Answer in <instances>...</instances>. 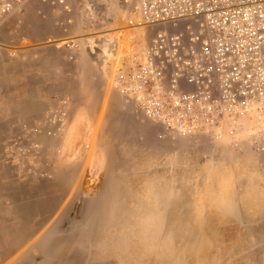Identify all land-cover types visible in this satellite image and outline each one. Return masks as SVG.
Returning a JSON list of instances; mask_svg holds the SVG:
<instances>
[{"label":"rangeland","instance_id":"rangeland-1","mask_svg":"<svg viewBox=\"0 0 264 264\" xmlns=\"http://www.w3.org/2000/svg\"><path fill=\"white\" fill-rule=\"evenodd\" d=\"M63 3L57 15L68 13L71 30L52 38L84 54L89 45L94 64L66 96L56 181L14 182L0 168V264H264V157L248 132L230 140L224 123L181 127L153 115L163 94L135 91L130 78L153 38L128 27L134 0ZM40 144L3 143L2 159L16 166V153ZM53 185L65 194L54 216L59 198L30 200ZM78 201L81 220L80 208L70 217Z\"/></svg>","mask_w":264,"mask_h":264},{"label":"built area","instance_id":"built-area-1","mask_svg":"<svg viewBox=\"0 0 264 264\" xmlns=\"http://www.w3.org/2000/svg\"><path fill=\"white\" fill-rule=\"evenodd\" d=\"M23 1L0 0V17ZM126 23L153 35L130 75L135 91L163 94L153 115L181 127L224 123L230 140L246 131L264 157V0H134ZM54 119L49 135L61 130Z\"/></svg>","mask_w":264,"mask_h":264},{"label":"crops","instance_id":"crops-1","mask_svg":"<svg viewBox=\"0 0 264 264\" xmlns=\"http://www.w3.org/2000/svg\"><path fill=\"white\" fill-rule=\"evenodd\" d=\"M63 4L57 0H25L0 22V147L3 143L28 138L42 143L38 147L29 146L22 153L15 151L16 166L3 161L0 150V168L8 169L14 182L23 178L35 185L42 178L52 183L56 181V166L69 131L64 120L68 110L66 96L73 90V85L74 88L79 86L83 72L80 70L94 64L88 56L89 45H84V54L81 49H76L79 43L66 38L56 43L52 38L57 30L64 37L71 30L68 13L61 10L57 15L55 6L62 9ZM26 35H30L28 39L32 45L29 48L21 46ZM57 116L61 118V130L49 135L47 132L58 125L54 123ZM47 143L52 144L50 149L45 148ZM4 153L11 154L9 151ZM38 153L40 155H36ZM36 158L40 160L35 163ZM55 186L52 193L30 197V200L59 198L52 216L65 199V194ZM83 207L84 202L80 207V220ZM51 217L46 220L50 221Z\"/></svg>","mask_w":264,"mask_h":264},{"label":"water","instance_id":"water-1","mask_svg":"<svg viewBox=\"0 0 264 264\" xmlns=\"http://www.w3.org/2000/svg\"><path fill=\"white\" fill-rule=\"evenodd\" d=\"M80 206H81V202L78 201V202L75 204V206H74V208H73V211H72L71 214H70V217H78V213H79V208H80ZM63 225H66V223L64 222Z\"/></svg>","mask_w":264,"mask_h":264}]
</instances>
